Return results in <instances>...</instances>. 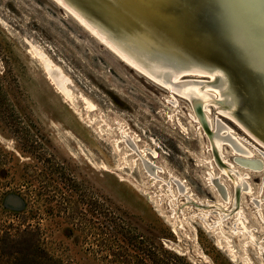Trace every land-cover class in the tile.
<instances>
[{
    "label": "rangeland",
    "instance_id": "1",
    "mask_svg": "<svg viewBox=\"0 0 264 264\" xmlns=\"http://www.w3.org/2000/svg\"><path fill=\"white\" fill-rule=\"evenodd\" d=\"M76 1L186 60L220 66L241 125L213 87L203 106L161 86L53 0H0V264H264V255L230 231V209L238 207L264 248V71L233 38L247 22L246 8L227 0L208 10L200 0H153L138 13L122 0ZM248 11L249 31L264 46L260 22ZM42 59L60 69L67 96ZM198 74L174 83L209 81ZM215 133L227 138L224 160L213 150ZM248 160L259 161L260 171ZM225 163L244 171L246 190L220 171ZM215 204L232 212L222 232L209 225Z\"/></svg>",
    "mask_w": 264,
    "mask_h": 264
},
{
    "label": "bare ground",
    "instance_id": "2",
    "mask_svg": "<svg viewBox=\"0 0 264 264\" xmlns=\"http://www.w3.org/2000/svg\"><path fill=\"white\" fill-rule=\"evenodd\" d=\"M53 1L59 7L65 9L82 27H84V29H86V31L88 33H90V35L92 37H95V39L99 40V42H102V45L104 44L106 47H108L110 49V51L114 52L115 55L118 56V58H120L126 64L130 65V67L132 66V67L138 69L139 71L145 73V76H147L148 78H151L152 80H154L158 84H161V86H163V83H165L169 87H172V88L178 90L180 93H182L183 95L187 96L189 99H192V98L198 99L199 98L201 100L200 102L202 103L203 106L207 105V103L210 101L209 100L210 98H207L209 96L205 97V94H204L205 92L204 91H206V89H208L209 87H213L214 89L217 90L216 93L218 95V96H216L215 99H218L219 98V100H220V98H222V99L224 98L226 100V101L224 100V103L227 105V107H225V108H227V112L230 114V116H232L236 120L234 114L232 113V108L233 107L235 108V106H234L235 101H234V98L231 95L232 92H231L229 77L227 76L226 72L220 66L213 65V64H201L199 62H196L195 60H186L185 58H183V57L179 56L178 54H176L173 50H170V49H168V48H166V47H164L162 45H161V47H163V53L161 55H159L158 53H156L155 51H153L150 48V45L137 43L135 40H133V39L131 40L129 38V34H125L126 35L125 36L124 33H121V31H120L121 29L119 30V27H117V25H120V24L119 23H116L115 20H114V23L115 24H112L113 22L110 19H107V18L106 19L105 18L104 19H99V18H97L96 15L94 16V14H92L90 10H88L85 7H83L76 0H74V1H72V0H53ZM152 1L153 0H131V3H134V5L136 7H139V9L136 12L143 13V11H144V8L143 7L144 6L142 4L149 3V2H152ZM229 1L231 3H233V4H235V3L238 4L239 3L238 5L241 6L240 1H238V0H227L226 3L228 4ZM248 10L249 9L246 8V11H245V14H244V17H243L244 20H247V22H243V25H241L242 28H238V29H236V31L234 29L233 31H234L235 34L237 33V37L238 36H245V38H246L247 41L250 40V42L253 43V48L256 51L261 52V53L264 54V46L259 41V39L255 35H253L254 33L249 31L251 29L250 27L252 26L253 22H252L251 15L249 16V11ZM100 20H102V21H100ZM177 26L179 28L180 24H178ZM181 26H182V24H181ZM130 28H132V27H130ZM146 36L151 40V43L157 44V42L152 37H150L151 35L147 34ZM126 37H128V38L126 39ZM164 48L165 49H168V50H164ZM38 55L41 58L40 54H38ZM42 60H44L43 67H44V69L46 71L47 77L54 83V85L56 86V88L59 89V91H61L62 94H64V96L65 95L67 96L68 95V90H67L68 88L66 89L64 87V85H65L64 83L67 80L64 81V79L62 77V74L60 72V69L57 66H54V65L52 66L48 59H42ZM168 73H170V76L169 77H167ZM194 73L195 74H198V73H200V74H208L210 76L209 81H207V82L204 81V80L203 81L196 80L197 82H187V81L186 82H183L182 81L183 83H180L181 85H178V83H177L178 80H177L176 81L177 84L174 83L175 79L178 76L179 77L180 76H188L189 74H192V75L195 76ZM202 77H204V76H202ZM191 80H193V79H191ZM208 91H210V90H208ZM212 95L214 96L215 94H212ZM203 96H204V98H203ZM88 106H91V105L88 104ZM207 109H209V108H207ZM218 111L219 110H217V112ZM205 116H206V120L210 121V118L207 115H205ZM210 125H212V124H210ZM226 128H228V127H225V129ZM220 129L223 130L222 128H220ZM228 131H227V133H229ZM123 132H124V130H123ZM211 134H213V132H211ZM220 135H223L224 136V134H221V133H220ZM220 135H218V136H220ZM232 135H233V133H232ZM209 136H211V135L209 134ZM218 136H216V133H215V136H213V138L211 140V143H212L214 152L221 158V160H224V158H223L224 156H222L223 153L221 151L220 143H221L222 140H224V143H225V141L227 140V138L220 139V138H218ZM129 139H130V137H129ZM237 142H239V141H237ZM224 143H222V144H224ZM236 144L238 145V143H236ZM241 146H243V145H241ZM241 146H240L239 149L242 150V148H245V147H241ZM222 149H223V147H222ZM245 149H247V148H245ZM241 150H239V151H241ZM239 151H238V153H239ZM142 152H144V151H142ZM242 152H243V154L241 152L240 153L242 155H244V153L247 152V150L245 152L244 151H242ZM250 153L252 154V151H250ZM137 154L139 155V153H137ZM141 155H142V153H141ZM250 156H247V157H250ZM253 156H255V155H253ZM139 157H142V156L139 155ZM262 160L263 159H261V161H260L261 163H262ZM245 161H247V159ZM144 162H145V160H144ZM260 162L259 161H255V160H253V161L250 160L249 162H246V165L251 164L252 167L255 168V170L257 169L258 172H259L260 171L259 168H260V164H261ZM262 166H261V169H262ZM235 167H233L231 164L230 165H227L225 163V165H223L220 168V171L227 178H229V181L231 182V184H232L233 187L238 188L241 191L246 190L248 188V186L246 187V185L248 183L246 182V180L244 178V174H242V173H244V171L243 172L241 171L242 172L241 173L240 171H237L235 169ZM263 169H264V166H263ZM155 173H156V170H155ZM247 173H248V171H247ZM231 174L232 175L234 174L233 177L231 176ZM208 176L210 177L211 175L208 174ZM214 177L213 178L210 177L211 178L210 181L212 179H216V176H214ZM247 178H248V176H247ZM213 181H215V180H213ZM220 181L222 182V180H220ZM224 185H226V184H224ZM218 187H220V186L217 185L216 188L218 189ZM220 189H219V191H217L218 193L219 192L221 193V190L222 189L221 190ZM249 192H251V191H249ZM220 193H219V195L222 196ZM242 193H244V192H242ZM224 196H225V194L222 196V198L225 199L227 197V195H226V197H224ZM184 198H185V196H184ZM188 198H189V196H188ZM226 199H227V202H228V198H226ZM219 200H221V199H219ZM231 201H232V198H231ZM234 202H235V200H234ZM189 203H191V202H189ZM211 203H212V201H211ZM236 203H237V200H236ZM217 205L215 204L213 208L217 211L218 216H217V218L215 217L216 219L211 224H209V225L210 226H214V227L217 226V229L219 230V232H222V230H223L222 229L223 220L228 215H230L232 212H234L233 218L230 220V224L232 225L230 227L231 233H233L234 235H237V236H242L244 238V241H243L244 245L251 244V246H253L255 248L256 253H258L260 255H264L263 254L264 253V248H263V246L261 244H259L260 240L258 242V240H256L255 235L253 234V232L250 231V229H252V228L249 229V227L247 225H245L246 224L245 223L246 222V220H245L246 217L241 212V209H239L237 207L239 209L238 210L236 207L231 206V209L230 208L229 209L232 210V212H228V211H230L229 209H227V210L224 209L223 210V209L220 208L221 205L220 206H217ZM255 205H257V203H255ZM201 206H203V205H201ZM204 207H206V204H204ZM202 208L200 207V210H202ZM260 209H261V207H260ZM256 210H257V208H256ZM208 211H209V209H208ZM257 211L259 213L258 214L259 217H261V213H260L259 209ZM261 211H262V209H261ZM213 212H211V213H213ZM198 214H200V213H198ZM205 214H206V211H205ZM213 214H215V213H213ZM204 217H205V215L203 216V219H204ZM262 218L263 217H261L259 219H262ZM203 222H204V220H203ZM210 222H211V220H210ZM209 229H211V228H209ZM215 229H216V227H215ZM222 237H223V234H222ZM219 239H220V236H219ZM223 239H226V237L223 238ZM227 245H228V243H227Z\"/></svg>",
    "mask_w": 264,
    "mask_h": 264
},
{
    "label": "water",
    "instance_id": "3",
    "mask_svg": "<svg viewBox=\"0 0 264 264\" xmlns=\"http://www.w3.org/2000/svg\"><path fill=\"white\" fill-rule=\"evenodd\" d=\"M72 1H74V0H72ZM238 1H240L241 7L250 9L254 12L256 18L260 22V25L264 31V4L261 3V0H238ZM122 2L124 4H128V6H131V8L134 9L135 11H137L139 9V7H136L134 5V3H131V0H122ZM112 22H113L112 24H115L114 20ZM115 22L120 24V25H117V27H119V30L121 29L120 30L121 33H124V35L129 34V38L131 40L133 39L137 43H140V44L150 45V48L153 51H155L156 53H158L159 55H161L163 53V47H161L160 44L151 43V40L146 36V34H144L143 32H141L138 29H135L133 27L130 28L131 26H129L128 22H125V21L123 22L120 19H116ZM127 38L128 37H126V39ZM233 38H234L235 42L247 52L248 56L250 57V62L254 66V68L260 70L262 67H264V54L256 51L253 48V43H251L250 40L247 41L245 36H238L237 37V33L233 34ZM164 50H168V49L164 48ZM232 97H233V95H232Z\"/></svg>",
    "mask_w": 264,
    "mask_h": 264
},
{
    "label": "snow or ice",
    "instance_id": "4",
    "mask_svg": "<svg viewBox=\"0 0 264 264\" xmlns=\"http://www.w3.org/2000/svg\"><path fill=\"white\" fill-rule=\"evenodd\" d=\"M261 3L264 4V0H261ZM200 6L203 9L208 10L218 6V0H200ZM260 71H264V67H262Z\"/></svg>",
    "mask_w": 264,
    "mask_h": 264
},
{
    "label": "trees",
    "instance_id": "5",
    "mask_svg": "<svg viewBox=\"0 0 264 264\" xmlns=\"http://www.w3.org/2000/svg\"><path fill=\"white\" fill-rule=\"evenodd\" d=\"M27 258H23L20 260H16V262L14 264H30L29 260H26Z\"/></svg>",
    "mask_w": 264,
    "mask_h": 264
}]
</instances>
